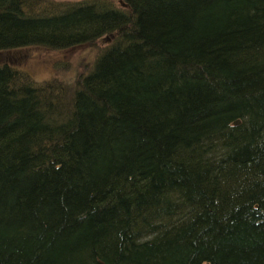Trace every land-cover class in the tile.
Segmentation results:
<instances>
[{
	"label": "trees",
	"instance_id": "16d2710c",
	"mask_svg": "<svg viewBox=\"0 0 264 264\" xmlns=\"http://www.w3.org/2000/svg\"><path fill=\"white\" fill-rule=\"evenodd\" d=\"M122 2L0 0V264H264V0Z\"/></svg>",
	"mask_w": 264,
	"mask_h": 264
},
{
	"label": "rangeland",
	"instance_id": "374dc122",
	"mask_svg": "<svg viewBox=\"0 0 264 264\" xmlns=\"http://www.w3.org/2000/svg\"><path fill=\"white\" fill-rule=\"evenodd\" d=\"M104 43L105 41L101 38L97 40L99 46H103ZM96 49L86 44L51 49L43 45H30L19 48L12 56L15 57V64L36 80L42 81L55 77L70 81L77 73L86 69L95 57Z\"/></svg>",
	"mask_w": 264,
	"mask_h": 264
},
{
	"label": "water",
	"instance_id": "95a60500",
	"mask_svg": "<svg viewBox=\"0 0 264 264\" xmlns=\"http://www.w3.org/2000/svg\"><path fill=\"white\" fill-rule=\"evenodd\" d=\"M121 1V3L123 4V5H125V3L124 2H122V0H120Z\"/></svg>",
	"mask_w": 264,
	"mask_h": 264
}]
</instances>
